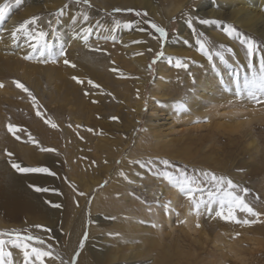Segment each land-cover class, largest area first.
<instances>
[{"label":"rangeland","instance_id":"374dc122","mask_svg":"<svg viewBox=\"0 0 264 264\" xmlns=\"http://www.w3.org/2000/svg\"><path fill=\"white\" fill-rule=\"evenodd\" d=\"M90 2L91 7L76 4L75 0H20L19 4L0 0V4H10L0 24V83L4 84L0 88V185L4 183L0 187V230L40 236L53 246L64 264H264V104L237 97L236 79L232 81V75L238 76L241 84L245 76L251 78L250 63L258 70L264 55V17L245 18L224 0ZM236 6L247 8L239 2ZM62 8L63 14L57 17L55 14ZM117 8L134 11L115 12ZM85 13L90 17L88 22L82 19ZM33 16L39 20L31 27L47 31L54 51L58 53L63 46L66 57L47 64L24 58L31 49L23 34L14 41L11 33ZM148 20L167 30L166 42L155 38L157 34L145 23ZM204 20L209 23H202ZM8 21L10 34H4ZM127 24L131 27H125ZM89 25L94 33L85 44L73 33ZM228 26L238 31L239 38L225 33ZM141 28L147 30L140 31ZM112 36L115 40L104 39ZM198 36L207 42L212 61L199 51ZM244 37L258 45L251 60L241 43ZM96 48L104 51L97 52ZM161 50L165 55L157 58ZM216 52L223 53L225 60L221 61ZM139 53L145 57L146 70L139 68ZM64 58L76 67L65 65ZM177 58L188 67L176 68ZM159 67L163 69L159 78L165 79L164 87L156 84ZM205 73L217 74L214 88L229 103L211 116L202 115L187 123L175 120L177 125L172 123L170 129L161 124L153 130L151 111L159 107L161 94L166 90V95L171 96L175 89H188L196 81L201 84L196 75ZM73 77L84 83H77ZM15 80L36 96L43 118L36 115L31 98L15 87ZM89 80L100 87L94 88ZM229 81L234 86L226 84ZM233 109L237 112L232 113ZM162 114L168 117L165 122L170 120V114ZM48 118L58 127L46 124ZM9 123L17 126L19 140L8 131ZM49 148L56 152L43 150ZM5 150L13 154L11 158ZM165 159L171 165L167 170L183 169L189 178L205 182V189L211 187L205 172L232 180L238 185L237 194L249 189L245 200L261 215L238 212L239 219L255 221L249 224L225 221L214 213L197 216L188 198L155 174L165 170ZM13 161L26 167L46 166L57 175L21 174L11 166ZM34 184L56 191L36 192L31 187ZM15 187L28 193L27 201L23 196L15 201L11 198L15 197ZM80 192L86 195L80 196ZM178 196L180 202L173 205L172 198ZM126 199L136 204L128 206ZM47 201L61 207H52ZM96 201L98 207L92 206ZM166 214L170 215V224L162 227ZM129 221L141 228L149 227L143 233L163 240L164 246L139 258L98 260L96 252L110 245V239H121L108 229L114 223ZM36 225L51 231L39 233ZM190 238L203 241V249L188 246ZM139 239L129 242L138 245ZM11 251L15 264H22L21 252L16 248ZM46 264H61V260L49 258Z\"/></svg>","mask_w":264,"mask_h":264},{"label":"snow or ice","instance_id":"6c2138e0","mask_svg":"<svg viewBox=\"0 0 264 264\" xmlns=\"http://www.w3.org/2000/svg\"><path fill=\"white\" fill-rule=\"evenodd\" d=\"M16 4L20 3V0H15ZM76 4H82L88 7H91L90 0H75ZM10 10L9 3L0 4V24H3L6 16ZM64 9H59L55 14L57 17L63 14ZM115 12L121 11H134L133 9H114ZM137 16H140V12H136ZM143 15H147L144 13ZM77 20L79 18H76ZM83 21L88 22L90 17L88 14H83L82 16ZM39 20L38 17L33 16L30 19H27L19 24V26L12 31L11 36L14 41L19 40L20 36L18 34H23L24 42L28 45L31 51L24 57L27 60H36L39 63L47 64L50 60L53 62H58L59 57H66L67 53L63 46H61L59 52L54 51V44L51 43L48 39L49 33L43 29L38 27H31L32 25H36L37 21ZM202 23H209V21L204 20L201 21ZM146 24L150 25V28L154 30L157 34L155 37L156 39L160 40L161 42H166L168 39L167 30L152 22L150 20L145 21ZM189 24L192 23L191 20L188 21ZM49 27H52V21L48 22ZM119 26V25H117ZM125 27H131L130 24L125 25ZM147 29L141 28L140 31H146ZM225 33L229 36L239 38L238 31L233 26H228L224 29ZM54 33V30H53ZM94 29L91 25L87 27H82L80 31H74V37H79L85 44L88 43L90 37L93 35ZM115 40V37H104V39ZM134 43H142L141 41H134ZM241 43L245 45L248 56L251 58L254 56L258 45L255 41L244 37L241 40ZM196 44L198 45L199 51L207 57L209 61L213 60V55L209 50V46L207 42L203 39V37H197ZM97 52L104 51L101 48L94 49ZM151 51V49H149ZM142 55V53H139ZM157 58L163 57L165 55L164 51L161 50L157 54ZM216 56H219L220 60H225L223 53L216 52ZM156 61L153 60V63ZM63 63L65 65H70L71 67L75 68L76 65L73 64L67 58L63 59ZM169 64H172L173 61L171 59L168 60ZM174 66L176 68H187L188 64L185 63L181 58H177L175 60ZM249 67L252 69L251 78L245 76L243 80V84H241L239 77L237 76L236 79V87H235V95L237 97H244L253 101L255 104H264V55H262L259 59V67L258 70L253 64H249ZM151 68V65H149ZM112 71H117V69L113 68ZM77 83L83 84L84 81L79 79L78 77H73ZM15 87L17 89L22 90L26 93L32 100L33 105L36 107V115L38 117L43 118L44 112L41 111V106L39 101L37 100L36 96L30 91L28 87L20 80L14 81ZM88 84L93 85L94 88H99L100 85L95 84L93 81L89 80ZM4 84L0 83V88H3ZM86 95L88 93H85ZM112 119H117L116 117H112ZM45 123L49 124L52 128H57L58 125L52 121L50 118L45 119ZM71 127V125H69ZM8 131L16 137V139H20V136L17 135L18 128L16 125L9 123L8 124ZM22 131V130H21ZM89 131H92L89 129ZM30 139H32L30 137ZM34 143L38 144V141L33 139ZM44 151L48 152H56V149L49 148L43 149ZM6 154L8 157H12L11 152H7ZM148 164L152 165L155 169L156 165L153 161L149 160ZM162 164L165 166V170L163 171H156V175L161 176L164 180L169 182L171 185L176 187L179 192L185 195L195 214L197 216L201 215L203 212H207L209 215L214 213L215 217H219L225 221H232L241 224H249L254 223V220L249 219H239L237 213H245L252 217H259L261 214L257 212L252 205L245 200V196L249 193V189L244 188L242 189L243 194H237L236 189L238 185L233 183L232 180L227 179L225 180L224 177L217 176L214 173H203V175L207 178L206 183L209 184L211 187L205 189L203 184L205 182L189 178L183 169H175L173 171L167 170L170 167V162L168 160H163ZM11 166L21 174H47L51 176H56L57 174L52 171L50 168L46 166L41 167H26L22 166L20 163L15 161L12 162ZM34 191L36 192H48V191H56L55 189H48L44 187H40L38 185H31ZM206 193V195H205ZM80 196H85L86 194L83 192L79 193ZM258 198V197H257ZM52 207L59 208L61 205L53 204L52 201H47ZM213 206H216L215 208ZM35 227L42 229L45 232H50V228H46L44 225H36ZM199 227V225H197ZM7 237V239H5ZM87 238V234L85 233V239ZM44 246V247H42ZM12 248L18 249L22 254V264H46V260L51 259H60L61 264H64L62 258L59 257L53 249L51 244H47V242L37 235L32 234H25L20 231L12 230L9 232H5L0 230V264H15L13 258V252L11 251Z\"/></svg>","mask_w":264,"mask_h":264},{"label":"bare ground","instance_id":"6f19581e","mask_svg":"<svg viewBox=\"0 0 264 264\" xmlns=\"http://www.w3.org/2000/svg\"><path fill=\"white\" fill-rule=\"evenodd\" d=\"M145 1V0H143ZM224 4H231V7H232V10L233 11H236L238 13H242L244 15L245 18H249L250 20L253 19V18H257V19H261L264 17V0H224ZM239 2L241 3L242 5H246L247 8H239L236 6V3ZM143 4H145L143 2ZM180 5V4H179ZM241 6V5H240ZM176 9V8H175ZM11 19V18H10ZM9 19V20H10ZM256 19V20H257ZM12 20V19H11ZM12 24V23H11ZM258 24V23H257ZM4 27V25H3ZM9 27V21L8 23L6 22L5 24V27L3 28L2 30V33L4 32L5 33H9L10 34V30L8 28ZM259 27V26H258ZM12 28V27H11ZM198 59V58H196ZM138 65H139V68L142 69V70H146L145 68V65H144V62H145V57L142 55L139 57L138 59ZM136 65V64H135ZM53 67V66H52ZM137 67V65H136ZM56 68V67H55ZM138 68V67H137ZM52 69V68H51ZM53 70V69H52ZM231 71V70H230ZM163 72V69L162 67L158 69V76L156 78V84L158 83L161 87L165 84V79H160L159 78V75L161 76V73ZM233 74V73H232ZM217 76V74H201V75H196L197 77V80H201V84H199L197 81L195 83V85H191V86H188V89H184V88H181L180 90H174V94H172L171 96H167L166 94V90L165 92H163L161 94L162 98L160 103H159V107H156V108H153L152 109V117L150 118V120L152 121L151 122V127L153 130H158L159 126H162L161 124H164V125H168V129L171 128V125L173 124H176L175 123V120H178L179 123H187L189 121H193L197 118H200L202 117V115H208V116H211L213 115V113H217V109H220L223 108V104L224 103H229L227 102L226 100L224 99H221L220 96V93L218 91V89L214 88V85L216 83V81H218L215 77ZM231 76V75H230ZM225 77V76H224ZM232 77H234L233 80L237 79V77L235 75H232ZM216 80V81H215ZM224 81V80H223ZM195 82V80H194ZM236 81H234V84ZM232 84L231 81L229 82H226V84ZM193 84V83H191ZM217 84V83H216ZM234 84H232L234 86ZM219 86V85H218ZM164 87V86H163ZM236 87V86H235ZM227 88V87H226ZM179 89V88H178ZM221 90V89H220ZM168 91V90H167ZM202 92V93H200ZM222 92V91H221ZM225 95V94H224ZM173 99V100H172ZM176 99H180L181 101H175ZM207 99V100H206ZM158 101V102H159ZM153 105V104H151ZM217 105V106H216ZM231 107V105H230ZM234 110V109H233ZM165 113V115H169L170 114V120L165 122L168 117L166 116H163L160 115L161 113ZM232 113L233 112H237V110H234V111H231ZM230 112V113H231ZM160 113V114H159ZM178 113V114H177ZM139 116H141L139 114ZM139 118V117H138ZM163 119L161 121H159L160 119ZM195 122V121H194ZM173 123V124H172ZM177 125V124H176ZM157 128V129H156ZM167 129V130H168ZM155 132V131H154ZM163 133V132H162ZM160 135V134H158ZM159 137V136H158ZM24 151V150H23ZM25 151H28V150H25ZM7 177H5V181L8 179H6ZM4 181V179H3ZM11 181V180H9ZM3 182H1V185ZM6 183V182H5ZM11 184V182H8ZM7 184V183H6ZM0 185V187H1ZM8 185V184H7ZM12 185V184H11ZM90 187H92L91 184H89ZM88 185V187H89ZM4 186V185H3ZM2 188V187H1ZM162 191L165 192V189L166 188H161ZM7 190V189H6ZM15 190V197H11L14 199L15 201V198H20L21 196L24 197V200L27 201V196H28V193L23 190H21L20 188L18 187H15L14 188ZM167 190V189H166ZM1 191V189H0ZM7 192V191H6ZM10 192V191H9ZM8 192V194H9ZM14 192V191H13ZM169 192V191H168ZM2 193V192H1ZM23 193V195H22ZM11 194H12V191H11ZM10 194V195H11ZM8 196V195H7ZM7 196H4L5 199H7ZM2 197V195H1ZM3 198V197H2ZM3 200V199H2ZM181 198L178 196V197H173L172 198V202L174 203L173 205L175 204H178V202H180ZM188 200V199H187ZM7 202V200H5ZM15 203V202H14ZM28 203V202H27ZM34 205H38L36 206L37 208L38 207H41L40 206V203H36V202H32ZM163 203V202H162ZM30 204V203H29ZM98 202L96 201V203L92 206L94 207H98ZM126 205L128 206H132L135 203L134 200H130V199H126V202H125ZM124 204V205H125ZM188 204V203H187ZM190 204V202H189ZM7 205V204H6ZM11 204H8V206L10 207ZM14 205V204H12ZM32 205V204H31ZM186 205V204H185ZM187 206V205H186ZM191 206V205H190ZM13 207V206H12ZM11 207V208H12ZM25 207V206H24ZM134 209V208H133ZM33 211V210H31ZM128 212L127 214H129L130 212L129 211H126ZM191 212V211H190ZM56 212H54L55 214ZM170 214V213H169ZM47 215V214H46ZM166 214V217L163 219L164 220V223L162 224V227L164 225L167 226L170 224V215ZM161 216L163 215H159V218H161ZM165 216V215H164ZM156 217V215H155ZM163 218V217H162ZM161 220V221H163ZM159 221V220H158ZM157 221V222H158ZM83 225V224H82ZM139 224L136 223V222H133V221H129V222H122V223H114L113 227L109 228L108 230L111 231L113 234H116V235H119V238H112L110 239L111 240V244L110 245H105L103 247V251H97L96 253L98 254V260L103 258V259H106V258H110V259H126V258H139L141 256H144V255H150V251H154V249H156L158 246L162 245V247L164 246L163 240H159L157 238H154L152 236H146L144 233H143V230H148L149 227H144V228H139ZM191 228V227H190ZM192 229V228H191ZM197 229V228H196ZM194 228V230H196ZM199 230V228L197 229V231ZM36 231L39 232V233H45V231H43L42 229L40 228H36ZM36 232V233H37ZM164 232V231H163ZM150 233V232H149ZM151 234V233H150ZM204 236L206 235L205 233H203ZM152 235V234H151ZM187 235V234H186ZM47 236V235H46ZM188 236V235H187ZM170 237V236H169ZM189 237V236H188ZM206 237V236H205ZM104 238V237H103ZM111 238V237H110ZM133 239H136V238H140L141 239V244L138 243V245H134L133 243H130L129 241ZM164 238V237H163ZM139 239V240H140ZM176 239V237H175ZM185 239V238H184ZM107 240V239H106ZM128 240V241H127ZM186 240V239H185ZM185 240H182L183 242ZM192 240V241H191ZM109 241V240H108ZM170 241H172L170 239ZM177 241H180L177 239ZM176 241V242H177ZM128 242V243H127ZM174 242V241H172ZM186 242V241H185ZM203 242V241H202ZM202 242H199V241H196L192 238L189 239V243L186 242V244L188 243V246L189 244L194 247H199L200 249L203 247L202 245ZM165 243V242H164ZM175 243V242H174ZM184 244V243H183ZM185 244V245H186ZM184 246V245H183ZM187 246V245H186ZM44 247V246H43ZM161 249V248H160ZM158 249V250H160ZM169 249V247H168ZM198 249V248H197ZM162 250V249H161ZM159 252V251H158ZM153 253V252H152ZM164 254V253H163ZM189 257V256H188ZM191 257V256H190ZM166 258V256H165ZM197 258V257H196ZM199 258V257H198ZM102 260V259H101ZM197 260V259H196ZM195 260V261H196ZM183 261V260H182ZM157 262V261H155ZM159 262V261H158ZM171 262V261H170ZM184 262V261H183ZM194 262V260H193ZM164 263V262H162ZM172 263V262H171ZM170 263V264H171ZM174 264V263H173Z\"/></svg>","mask_w":264,"mask_h":264}]
</instances>
